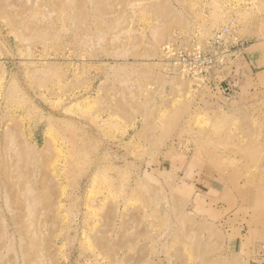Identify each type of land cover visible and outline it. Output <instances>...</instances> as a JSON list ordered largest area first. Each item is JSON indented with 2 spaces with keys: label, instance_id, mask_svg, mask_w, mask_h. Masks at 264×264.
I'll return each instance as SVG.
<instances>
[{
  "label": "rangeland",
  "instance_id": "rangeland-1",
  "mask_svg": "<svg viewBox=\"0 0 264 264\" xmlns=\"http://www.w3.org/2000/svg\"><path fill=\"white\" fill-rule=\"evenodd\" d=\"M0 264H264V0H0Z\"/></svg>",
  "mask_w": 264,
  "mask_h": 264
},
{
  "label": "built area",
  "instance_id": "built-area-1",
  "mask_svg": "<svg viewBox=\"0 0 264 264\" xmlns=\"http://www.w3.org/2000/svg\"><path fill=\"white\" fill-rule=\"evenodd\" d=\"M238 45L228 41V30L222 27L201 44L168 42L161 49V57L169 69L182 73L194 83L213 84L214 89L224 93L228 86H224V79H218V74L228 66Z\"/></svg>",
  "mask_w": 264,
  "mask_h": 264
},
{
  "label": "bare ground",
  "instance_id": "bare-ground-1",
  "mask_svg": "<svg viewBox=\"0 0 264 264\" xmlns=\"http://www.w3.org/2000/svg\"><path fill=\"white\" fill-rule=\"evenodd\" d=\"M205 40H207V38L205 39ZM159 58V57H158ZM163 58L161 57V54H160V62L159 63H161V65L163 66V68H166V69H168L167 68V64L164 62V60H162ZM166 66V67H165ZM171 70H174V69H172L171 68ZM180 75H182V73H180Z\"/></svg>",
  "mask_w": 264,
  "mask_h": 264
}]
</instances>
